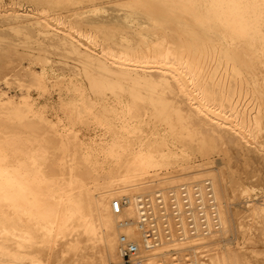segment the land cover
Wrapping results in <instances>:
<instances>
[{"label": "bare ground", "instance_id": "6f19581e", "mask_svg": "<svg viewBox=\"0 0 264 264\" xmlns=\"http://www.w3.org/2000/svg\"><path fill=\"white\" fill-rule=\"evenodd\" d=\"M7 2L0 22H21L36 54L0 52V92L12 73L35 81L19 86L27 90L20 102L0 99V256L17 264L28 246L58 260L69 243L96 251L99 264H121L124 236L141 249L133 264H207L188 252L219 247L246 212L263 215L260 206H232L238 180L264 184V0ZM26 4L31 13L19 14ZM50 139L61 153L55 170ZM217 154L221 163L209 167ZM147 215L159 241L148 250ZM9 242L23 252H7ZM210 256L208 264H250L228 247Z\"/></svg>", "mask_w": 264, "mask_h": 264}, {"label": "rangeland", "instance_id": "374dc122", "mask_svg": "<svg viewBox=\"0 0 264 264\" xmlns=\"http://www.w3.org/2000/svg\"><path fill=\"white\" fill-rule=\"evenodd\" d=\"M8 0H6V3H8L7 2ZM8 6V5H7ZM31 8L30 7H28V5L26 4V5H24V6H22V7H19V9H18V13L19 14H23V15H29L30 13H31V11L32 10H30ZM0 15H2L1 13H0ZM6 21V20H5ZM8 21H6L5 23H3V20L0 22V52L4 55L6 52V50L8 49V48H10V47H12L13 48V46H17V50L19 51V52H21V53H27V54H29V55H35L36 53L34 52V51H32V48L36 45L35 43H33L34 42V40L32 39V36H31V34H30V32L28 31V30H20L21 29V27H20V23H18V24H16V23H7ZM11 24H13V26L11 25ZM20 24V25H19ZM10 25V26H9ZM17 26L18 25V30L16 29V27L15 26ZM14 29V30H13ZM17 30V31H16ZM20 30V31H19ZM19 31V32H18ZM28 37H29V40H28ZM31 37V38H30ZM27 41V42H26ZM10 42V43H9ZM11 42H13V43H11ZM32 42V43H31ZM25 43H26V46L28 47H26L25 46ZM10 44V45H9ZM16 44V45H15ZM28 44V45H27ZM29 44H30V46H29ZM32 44V45H31ZM12 45V46H11ZM22 45L24 46V47H22ZM7 46H8V48H7ZM10 46V47H9ZM19 47V48H18ZM21 47V48H20ZM30 47V48H29ZM15 48V47H14ZM25 48H26V50H25ZM25 51V52H24ZM4 52V53H3ZM34 52V53H33ZM25 53V54H26ZM0 57H2V56H0ZM5 62H7V60L6 59H4L3 57H2V59L0 58V66H5ZM70 62H72V61H70ZM22 66L26 69L27 67H28V60H23L22 61ZM35 70L36 71H38V68L37 67H35ZM28 73H31V72H28ZM33 76H31V75H29V74H20V75H18L17 73H12L11 74V85L6 89L5 87H1V90H2V92H0V99L3 97V98H6V100H5V102H7V99L8 98H10V100H14L15 102H20L22 99H24V97H25V95H26V88L24 87L23 89H21V87H19L20 85H23V86H28V85H30V84H34L35 83V81H34V79L32 78ZM68 79V78H67ZM4 94V95H3ZM1 128H3V127H1ZM94 134V133H93ZM101 133H98V135H100ZM51 141V142H50ZM50 141H47V143H46V145L48 146V152H49V154L50 155H48V160H47V163H49V165L51 166V168L53 167V169L55 170V164L54 163H57V161H58V159H59V156H61V153H60V151H59V148H58V143L55 141V144H53V141L50 139ZM50 142V143H49ZM135 142V141H134ZM56 143H57V145H56ZM51 144H53V145H55V146H52ZM51 146V147H50ZM51 148V149H50ZM54 148H56V149H54ZM51 150V151H50ZM53 152H54V154H53ZM57 154V157L55 156ZM50 157H51V159H50ZM222 156L221 155H219V154H217V155H213L212 156V159H213V161H212V163H214V162H217V163H215V164H212V165H210L209 167H215L217 164H220L221 163V158ZM53 160V161H52ZM57 160V161H56ZM199 160H201V159H199ZM198 160V158H196L194 161H195V166L196 165H198V162L200 163L201 161H199ZM210 160H211V158H210ZM217 160V161H216ZM52 161V162H51ZM55 161V162H54ZM219 166H221V165H219ZM218 166V167H219ZM217 167V166H216ZM223 167V166H222ZM46 171H48V169L46 170ZM56 172V171H55ZM55 174H57V172L55 173ZM175 175L174 176H179L180 174H176V173H174ZM236 175V174H235ZM235 175H233V176H235ZM56 176V175H55ZM203 179H205L206 177L205 176H203L202 177ZM235 178L237 179H239V177L238 176H235ZM237 179V180H238ZM242 179H240V180H238V182H239V184H238V190H241V191H243V189H244V191L241 193V191H240V194L238 195L239 197V200L240 199H242V201H243V203L241 202V200L239 201V200H237L236 201V203L234 202V204L235 205H233L232 207L235 209V210H237V211H240L241 210V212H245L246 210H247V207H248V205H249V207L251 208L252 206H253V208H257V209H259V207L258 206H260V209H263L264 210V184H259L258 182H256V180H252L251 181V179H249L248 181L246 180L245 182L242 180ZM182 183L181 182H179V181H175L174 182V184H170V185H166L165 187H162V188H174V187H178L179 185H181ZM246 189H248V190H246ZM154 190H159V187H156V189L154 188ZM245 191H248L247 193H245ZM147 192H149V191H147ZM147 192H142V193H140V194H143V196L145 197V196H147ZM145 193V194H144ZM171 193H173V192H171ZM244 193L246 194V195H244ZM241 194H243L244 195V198H243V195H241ZM121 195H123V194H121ZM157 195H160V193H158ZM248 197L247 199L245 198V197ZM242 197V198H241ZM171 199H173V201L174 202H176V200H175V198H174V196H173V194H172V196L170 197ZM170 199V200H171ZM243 199H245V200H243ZM248 202H247V201ZM169 201V200H168ZM172 201V200H171ZM238 202V203H237ZM252 202V203H251ZM169 203V208L171 209V211H172V209L175 207V208H177V205H176V203H175V205H174V207L172 206V204H171V202L169 201L168 202ZM247 203V204H246ZM171 204V205H170ZM242 205V206H241ZM252 205V206H251ZM238 208H237V207ZM256 206V207H255ZM126 207H128V206H126ZM240 207H242V209H240ZM245 207H246V210L244 211V209H245ZM248 207V208H249ZM237 208V209H236ZM159 209V208H158ZM158 209H156V208H153V209H151L150 211V213L153 215V216H157V213H158V216L156 217L157 219H156V221L158 220V223L160 224V221H161V223L165 226V218H160V217H163L164 215L162 214L163 212H161L160 210H158ZM200 209V208H199ZM173 211H175V210H173ZM252 213V215H250V214ZM161 216H160V215ZM255 214V215H254ZM242 215V214H241ZM250 215V216H249ZM256 215H258V214H256V213H253V212H248V214H247V212L246 213H244V215H242V218H243V216H245V217H247V218H245L244 217V219H242L241 221L242 222H240V224L241 225H243L244 223H243V220H247V221H244L245 223L246 222H248L249 223V225L246 223V224H244L243 226H241V225H236L237 227H236V230L234 231V233H232V234H230V235H228L227 237H225L224 239H222V241H221V243H219V245L221 246V247H228L229 249L231 248V249H233V250H237V251H239V252H242V253H246V256H247V258L250 260V264L252 263V264H264V235H260V233H262L261 231H263L262 229H263V224H264V222H263V220H264V213H263V215H262V213H259V217L261 218V219H263L262 221H261V219L258 217V216H256ZM152 216V217H153ZM253 218H252V217ZM258 217L257 219H256V217ZM254 217H255V219H254ZM258 219H259V221H261L260 223H258ZM165 220V221H164ZM176 220H179V219H176ZM204 220H206V219H204ZM203 221V220H202ZM164 222V223H163ZM251 222V223H250ZM263 222V223H262ZM254 223V224H253ZM256 223V224H255ZM162 224H160V225H162ZM162 225V226H163ZM252 225V226H251ZM253 225H255V226H253ZM260 225H261V227L262 228H259L258 229V227H260ZM161 226V227H162ZM163 226V227H164ZM166 226H167V224H166ZM165 226V227H166ZM177 226H178V224H177ZM257 226V228H256V230H255V227ZM243 227L246 229L245 231L248 233V232H250L251 230V232L249 233L250 234V237H248V236H243V237H240L241 235L240 234H238L236 231H237V229H240L241 228V231H244L243 230ZM254 227V228H253ZM249 228V229H248ZM250 228H251V230H250ZM253 230H254V232H253ZM257 230H259V231H257ZM261 230V231H260ZM259 232V233H258ZM264 232V231H263ZM252 233V234H251ZM260 235V238L262 237V239H259L258 238V241H254L255 239H256V237H258L257 235L258 234ZM262 234H264V233H262ZM253 235V236H252ZM254 235H256V237L254 236ZM255 238L253 241L250 239V238ZM72 240H74L73 238H72V235H71V237L69 236L68 237V241H70V243L71 242H74V241H72ZM248 238V240H244V239H247ZM249 239L251 240L250 242H255L256 244H251L250 242H249ZM257 240V239H256ZM248 241V242H247ZM258 242V243H257ZM9 244H11L10 246H9ZM258 244V245H257ZM68 246H64L62 249H61V252H60V257H59V259L57 260V258L56 259H53L54 258V256H52V253H46L45 252V255L47 254V257L46 256H44L43 254V257L41 258V253H44V251H42V249H41V252L39 251L40 249H36V248H38V247H36L35 249L34 248H27L28 246H25L24 248H26V249H21V250H23V251H20V250H18L17 248L15 249L16 251L15 252H23V254H24V260L23 261H20L19 263H17V264H25V262H28V264H39V261H38V259L40 260V259H43V261L42 260H40V264H99V258H100V256H99V254H97L96 253V251H89V253H87L88 251L87 250H80L81 251V253H79L80 251H76V250H74L73 248H72V250H71V245L68 243L67 244ZM218 245V244H217ZM252 247H250V246ZM38 246V245H37ZM41 245H39V247H40ZM219 246V247H220ZM6 247H9L8 248V250L6 249V251L7 252H11V253H13L14 251H11L12 249H14V247H16V245H14V244H12L11 242H9L8 244H7V246ZM213 247V248H212ZM219 247H215V246H204V247H200V248H198L197 250H195V251H191V252H188V256H187V258L189 257V259H193L194 258V256L196 255V253H198V257L199 258H202V260H203V263H205L206 261V263L208 264L210 261H211V259H209L211 256L210 255H212L214 252H215V249H218ZM258 247H260V248H258ZM251 248V249H250ZM10 249V250H9ZM30 251H32L33 249V253L31 252V254H30V252H29V250ZM28 250V251H27ZM35 250H37L38 252H39V254H36V253H38L37 251H35ZM74 250V251H73ZM36 253H35V252ZM76 251V252H75ZM258 251H260V252H258ZM14 252V253H15ZM26 252H28V254L26 253ZM79 254H78V253ZM91 252V253H90ZM195 252V253H194ZM213 252V253H212ZM256 252H258V253H256ZM193 253V254H192ZM28 255V257H27V255ZM72 254V255H71ZM200 254V255H199ZM202 254V255H201ZM204 254V255H203ZM30 255H32L31 256V258H33V261L35 262V261H37L38 263H34V262H32L31 260V258H30ZM36 255V256H35ZM40 255V256H39ZM76 255V256H75ZM78 255V256H77ZM90 255V256H89ZM33 256H35V257H33ZM39 256V257H38ZM202 256V257H201ZM204 256V257H203ZM210 256V257H209ZM1 257L2 256H0V259H1ZM48 257H49V259H48ZM176 257H178V256H176ZM207 257V258H206ZM209 257V258H208ZM3 259H1L0 261L2 262H0V264H4L5 262H9L8 264H16V263H14V262H11L10 260L9 261H7L8 259H7V257H5V256H3L2 257ZM29 258V259H28ZM179 259H180V257H178ZM46 259V260H45ZM122 259V258H121ZM184 259V258H183ZM5 261L4 263H3V261ZM98 260V261H97ZM205 260V261H204ZM25 261V262H24ZM30 261V262H29ZM47 261H48V263H47ZM52 261V262H51ZM70 261V262H69ZM21 262H23V263H21ZM134 262V261H133ZM133 262L132 263H130V264H133ZM182 264V262H180V260H179V262H178V264ZM5 264H7V263H5ZM27 264V263H26ZM121 264H124L123 263V261L121 260Z\"/></svg>", "mask_w": 264, "mask_h": 264}, {"label": "built area", "instance_id": "2783aa9c", "mask_svg": "<svg viewBox=\"0 0 264 264\" xmlns=\"http://www.w3.org/2000/svg\"><path fill=\"white\" fill-rule=\"evenodd\" d=\"M123 205H127V201H123L122 204H119L117 202L114 203L113 208L115 210V213L118 214L120 212V208ZM202 215V214H201ZM204 219V218H203ZM147 220L150 223V226L145 228L143 227L142 232H143V239L145 242V249H152L155 246L158 245L159 241H158V235H157V231L155 229V222L153 217H149L148 215L143 217V221ZM140 222V224L142 225V223L144 222ZM189 221H191V227L194 226V221L193 218H190ZM203 223V228L206 227V220L202 221ZM120 255L122 258V261L124 264H130L133 261H135L137 259V257L139 256L141 249L139 247L138 244L129 241L127 238H125L124 236L120 238ZM148 243V244H147ZM150 243V244H149Z\"/></svg>", "mask_w": 264, "mask_h": 264}]
</instances>
